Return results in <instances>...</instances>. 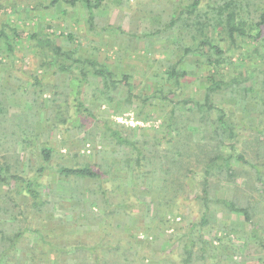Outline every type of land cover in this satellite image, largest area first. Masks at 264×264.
Here are the masks:
<instances>
[{
	"label": "trees",
	"instance_id": "1",
	"mask_svg": "<svg viewBox=\"0 0 264 264\" xmlns=\"http://www.w3.org/2000/svg\"><path fill=\"white\" fill-rule=\"evenodd\" d=\"M59 1L71 4L80 1L88 10L89 27H93L94 9L103 0H50L49 6L45 7L54 6ZM14 4L8 2L4 6L0 5V10H12ZM31 8L37 11L38 16L43 15L37 6H31ZM14 23L6 18L1 23L3 27L0 29V38L6 41L9 37L6 33L8 30L11 32V40L13 38L15 41L12 42L13 44L6 43L7 49L12 51L21 37L34 41L33 45L41 52V55L50 54L41 62V66L50 65L54 61L60 71L70 72L73 68L80 73L81 79L77 93H80L82 83L93 78L94 82L100 83V87H97L98 91H103L107 97H110L109 93L116 91L121 85H127L129 92L126 101L130 104L132 96H135L140 101L138 113H145V116H138L137 119L148 121L156 108L160 109L161 106L166 108L162 110L161 116L165 129L161 135L155 133L156 135L150 138L143 133L140 139L132 137L135 130L144 129L140 126L118 124L113 128L107 121L97 120L102 124V131L108 138V143L116 148L125 149L123 158L115 160L113 156L111 163L115 165L114 169L116 173H119L118 176H124V173H128L129 170L131 178L138 180L141 185V193L156 191L157 197L165 193L162 197L163 203L170 206L171 203H177L178 191L183 189L186 179L192 178L197 166L202 172L201 193L195 197L202 202L200 225L207 223L206 215L212 205H222L228 212L243 216L244 222L250 225L247 237L255 240L257 246L264 249L262 239L264 205L261 206V200L249 202V200L246 201V197L239 196L244 189H247L264 199V170H262L264 169V70L260 71L261 78L255 76L258 72L256 57L264 60V0H177L176 6L167 13V18L160 23V26H157L158 28L137 33L122 31L130 37H158L160 40H165L166 46L170 40L167 36L168 31L175 28L179 33L178 38H173L171 41L178 49V53L171 55L167 64H164L165 75L161 76L155 72L151 77L150 93L142 92L139 96L130 93L132 86L129 79L132 74L123 73L118 78L105 62L98 61L93 56H73L78 46L64 50L62 45L55 43L52 34L45 28L41 30L42 33L36 30L26 33L25 29L22 30L23 32H18ZM47 26L50 24L48 23ZM162 32L164 33L161 36ZM243 40H249L255 43V46L252 50H244L238 54L242 59H248L243 62L241 68L233 67L235 62L231 60V50L237 46L236 42L241 43ZM74 41V34L68 32L66 43ZM190 56L195 59L187 64L185 58ZM183 63L187 66H182ZM233 70L237 74H234ZM202 71H204V80L198 78L199 81L195 83L202 82L205 85H199L201 87L193 91L192 89L185 91L187 87L184 84L185 78L197 77L196 73ZM34 80V87L41 85L39 78L34 76ZM76 99L77 109L92 117V113L84 106L81 98ZM232 104L235 107L231 106ZM151 106L153 110L150 109ZM235 108H239L242 112L241 117L245 124L236 122ZM1 112L3 107L0 104ZM253 113L257 114L252 116ZM195 132L198 133L197 139L194 137ZM238 143H240L239 148ZM163 144L169 146H162ZM118 148L117 151H119ZM40 153L43 163L38 165L36 172L30 177L22 176L17 170L11 172L12 165L9 160H0V187H6V191L1 196L9 200L6 205L0 203V213L8 219H13V230L7 227L0 228V264H5L4 259L16 257L23 259L25 264H31V258L17 254V243L26 230L37 234L39 240L48 247L49 255L43 264H63V260L57 255L59 252L74 253V264H146L145 261L149 256L138 255V247L132 240L120 252L119 241L114 244L109 241H104L103 244L101 242L86 244L75 238L76 225L84 224L80 218L84 217V220H88L89 212L93 207L96 206L97 210H101L105 216L122 212L126 215V219L131 217L128 210L136 207V204L128 198H125L126 200L122 198L117 202L110 201L111 191L105 187V182L115 177L111 174L112 169H107L108 164L105 160L102 163L85 162L74 167L58 166L56 168L62 181L71 182L72 177L74 182L89 179L96 181L97 184V187L93 189H82L81 186L74 185V200L77 207V214L74 215V240H76L72 246L74 250H68L69 248L62 244L60 246V242L55 240L57 235L58 238H62L67 230L73 228L68 221L62 218H46L44 223L37 224L40 227L30 225L35 219L36 212L40 213L42 205L48 202L41 197L43 185L38 178L47 168L50 149L42 148ZM112 154L117 155L115 150ZM4 157V153L0 155L1 159ZM185 157L195 160L196 165L191 164L190 160H183ZM235 161L240 163V166H235ZM243 165L249 166V169L243 168ZM96 166L100 167L101 172L94 168ZM238 178H242V184H238ZM144 179H149L151 182L148 187L143 185ZM12 182L18 185L21 191L29 194L26 202H19V198L15 201L16 198H12L9 188ZM222 183L233 184L235 190L239 191V195L232 196L230 199L215 196V192ZM136 188H131L134 195ZM88 194L94 199L89 198ZM86 196L88 200H85ZM17 197H19L18 193ZM48 204L50 207L47 211L50 213L54 210V205H50V202ZM158 204L160 205V202ZM14 208L17 209L16 212ZM154 211L153 216L156 218L159 209L155 207ZM30 212L31 215L27 216ZM261 213L262 216H259ZM95 218H101V216H95ZM20 221H25L27 224L20 225ZM197 224V222H191L189 230L192 231ZM53 227L62 232L55 231ZM190 231L180 247L182 251L180 264H202L201 262L222 264L224 261L226 264H239L233 258V253L220 256L217 248L200 235L197 239L202 245L199 247V252H196L197 242L190 235ZM133 234H129V237H133ZM154 244L151 243V248ZM149 260L151 261L149 264H167L168 262L164 257L159 261L151 256ZM256 262L264 264V253L257 257Z\"/></svg>",
	"mask_w": 264,
	"mask_h": 264
},
{
	"label": "rangeland",
	"instance_id": "2",
	"mask_svg": "<svg viewBox=\"0 0 264 264\" xmlns=\"http://www.w3.org/2000/svg\"><path fill=\"white\" fill-rule=\"evenodd\" d=\"M176 1L103 0L94 9V26L89 27L88 10L80 1L75 4L59 1L54 6L46 8L50 0H0L2 6L8 2L15 3L12 5V10H0V29L3 27L1 23L4 18L15 22L18 32H23V29L26 33L32 30L41 32L45 28L52 34L55 43L62 45L64 50L78 46L73 56H93L98 61L105 62L118 78L123 73L132 74L129 79L132 86L130 93L139 96L142 92L150 93L151 77L155 72L161 76L165 75L164 64H167L171 55L178 53V49L171 41L173 38H178L179 33L175 28L168 31L167 36L170 40L166 46L165 40H160L158 37H130L122 31L137 33L158 28L157 26H160V23L167 18V13L176 6ZM31 6H37L43 15L38 16L37 11ZM48 23L50 26H47ZM68 32L74 34V42L66 43ZM6 33L9 35L6 41L0 38V104L3 107V112L0 113V155L5 154V157L0 160H9L12 165L11 172L17 170L22 176L30 177L34 175L38 165L43 163L41 149L45 147L50 149L49 163L38 180L43 185L41 197L50 202V205L53 204L54 210L48 213L50 206L48 202H45L41 207L42 211L36 212L31 226L40 227L37 224L44 223L46 218H62L68 221L73 228L70 227L71 229L67 230L62 238H58L57 235L55 240L60 242V246L62 244L67 246L68 250H74L72 249L76 241L74 240V215L77 214L74 185L81 186L82 189H93L97 187V184L96 181L89 179L74 182L72 177L71 182L62 181L56 168L58 166L74 167L85 162L102 163L105 160L108 164L107 169H112L111 174L115 177L105 182V187L111 191L110 201L117 202L122 198H128L136 204V207L128 210L131 216L128 219L122 212L105 216L101 210H97L96 206L93 207L89 212L88 220H84V217L80 218L84 224L76 225L75 238L86 244L104 241L114 244L119 241L120 252L132 240L138 247V255L149 256L145 261L146 264L151 262L149 260L151 256L159 261L164 257L168 260L167 264H180V252H182L180 247L190 231V223L197 222V226L190 231V235L197 242L196 252H199V247L202 245L197 239L200 235L217 248L220 256L233 253V258L239 264H257L256 259L259 255H263L264 249L257 246L255 240L247 237L250 225L244 222L242 215L228 212L222 205H212L206 215L207 223L200 225L202 202L195 199L201 193L202 172L199 167H195L192 178L186 179L183 189L178 191L177 203H171L170 206L163 203L162 197L165 193L160 197H157L156 191L141 193V185L138 180L131 178L129 170L128 173H124V176L117 175L119 173H116L115 165L111 163L114 157L115 160H121L125 149L117 147L119 150L117 151L114 145L108 143V138L102 131V124L97 120L107 121L113 128L118 124L140 126L144 129L135 130L132 137L140 139L143 133L150 138L156 134L161 135L165 129L161 116L162 110L166 108L164 109L163 106L159 107L160 109L156 108L148 121L137 119L138 116H145V113H138L140 101L135 96H132L130 104L126 101L129 92L127 85H121L116 91L109 93L110 98L103 91H98L97 87H100V83L94 82L93 78L82 83L80 93H77L81 79L77 70L72 68L70 72L60 71L54 61L50 65L41 66V62L50 54L41 55V52L33 45L34 41L25 37H21L15 43L14 49L10 51L6 43L13 44L15 41L13 38L11 40V32L7 30ZM236 43L238 47L235 46L231 50V60L235 62L233 67L241 68L243 62L248 59H242L238 54L244 50H252L255 43L249 40ZM194 59L193 56L185 58L187 64ZM256 59L258 72L255 76L261 78L260 71L264 70V60L260 57ZM187 64L181 65L187 66ZM232 72L237 74L235 70ZM196 75L197 77L185 78L184 84L187 86L185 91L190 89L193 91L205 85L202 82L195 83L199 81L198 78L204 80V71ZM34 76L39 78L41 85L33 86ZM75 98H81L84 106L92 113V117L77 109ZM231 106L235 107L233 104ZM150 109L153 110L152 106ZM235 110L236 122L245 124L242 121L243 115L240 109L235 108ZM256 114L253 113L252 116ZM194 137L197 139L198 133L195 132ZM237 147H240V143ZM114 150L117 155L112 154ZM183 160H190L191 164L196 165L193 159L185 157ZM234 165L240 166V163L235 161ZM94 168L101 172L100 167ZM243 168L249 169V166L243 165ZM242 181V178L237 180L238 184H242ZM149 184H151L149 179H144L143 185L148 187ZM132 187H138L134 191L135 195ZM0 188V203L6 205L9 200L1 196L6 191V187ZM9 188L12 198H16L15 201H18V198L19 202H26V198L29 199V194L21 191L14 182L9 184ZM238 195L239 191L229 183H222L215 192V196L226 199ZM239 196L246 197V201L249 200V202L261 200V206L264 205L263 198L247 189H244ZM89 198L94 199L92 195H89ZM86 199L88 200L87 196ZM155 207L159 209L156 218L153 216ZM16 210L14 208L15 212ZM29 215L31 212L27 214ZM95 216H101V218L96 219ZM259 216H262V213ZM12 222L13 219H8L0 213V228L7 227L13 230ZM262 223L264 227V222ZM19 224L25 226L27 223L20 221ZM53 228L59 233L62 232L56 227ZM131 233H134V236L130 238ZM262 239L264 240V233ZM152 242L155 244L151 248ZM16 247H18V255L31 258V264H43L49 255L48 247L39 240L37 234L29 230L24 231ZM57 255L63 260V264H74V253L59 252ZM3 262L25 264V261L18 257L4 259ZM222 264H226V261Z\"/></svg>",
	"mask_w": 264,
	"mask_h": 264
}]
</instances>
